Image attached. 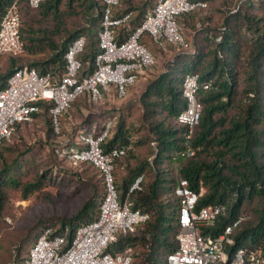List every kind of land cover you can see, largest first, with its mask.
Returning a JSON list of instances; mask_svg holds the SVG:
<instances>
[{"label": "trees", "instance_id": "obj_1", "mask_svg": "<svg viewBox=\"0 0 264 264\" xmlns=\"http://www.w3.org/2000/svg\"><path fill=\"white\" fill-rule=\"evenodd\" d=\"M14 1L0 0V22ZM156 1L120 0L114 11L115 15L130 13V17L124 25L115 29L117 42L124 41L140 25L145 13ZM201 1L207 4L212 0ZM263 2L264 0H245L238 5L237 12L231 13L228 10L219 13L224 15L219 25H211L212 15L208 8L197 9L178 17L177 20H182L192 15H201L210 25L196 33L194 53L184 54L169 65L147 85L141 95V120L147 130L146 135L131 141V135L120 120L100 144L105 153L113 148L133 146L135 151L128 150L114 162V185L120 201L127 200L132 209L141 210L149 216L134 233L119 235L106 252L114 254L125 246H130L134 264L137 258L136 246H147L146 252L142 254L143 262L165 264L166 256L172 252L176 243L179 200L174 195V188L178 179L182 178L192 190L198 192L203 189L197 208L216 204L225 208L224 214L213 226L202 228L203 236H216L235 218L247 215L248 219L233 234L234 247L250 240L248 244L251 249L260 248L264 253ZM17 5L22 18V8L28 6L25 0H18ZM101 8L100 0L43 1L36 8L37 14L40 19L52 21L53 27L39 29L32 25L22 26L21 23L27 53L19 57L4 56V63H0V87L4 86L5 79L15 69L24 66L34 68L39 74L60 76L65 66L63 55L71 41L80 35L86 38L83 52L78 55L82 65L81 75L91 74L97 52L96 34L100 27ZM71 17L84 18L83 25L72 21L73 27L68 28L67 20ZM243 29L251 34L249 39H243ZM210 33L211 37L208 36ZM217 36H220V41L215 43L214 38ZM201 40L207 44L201 46L197 42ZM140 42L150 49L145 37ZM185 74H197L201 84L211 83V88L201 91L199 95L201 114L190 139V146L195 154L188 158L180 155L186 148L187 127L176 121L179 112L185 108L181 96V82ZM39 108L34 119L42 117L53 135L48 105L39 104ZM5 143L6 141L0 148ZM55 147L56 144L52 151ZM145 149L149 150L150 156L127 168L124 177L118 179V162H132ZM151 156L153 160L149 162ZM0 161L1 216L5 200L2 189H17L19 197L26 200L41 189L42 179L20 181L19 174L28 163L19 154L10 163L2 160L0 155ZM77 165L91 167L100 179V187L92 192L90 199L72 217L49 221L48 224L41 221L32 232L49 227L53 235L64 236L68 245L78 227L96 219L105 192L102 174L89 163ZM138 175L143 176L141 190L128 193L129 185ZM252 201L256 202V224H253V217L243 211L245 204ZM31 233L28 232L27 236ZM27 236L22 238V243L28 241Z\"/></svg>", "mask_w": 264, "mask_h": 264}, {"label": "built area", "instance_id": "obj_2", "mask_svg": "<svg viewBox=\"0 0 264 264\" xmlns=\"http://www.w3.org/2000/svg\"><path fill=\"white\" fill-rule=\"evenodd\" d=\"M15 0L0 22V57L16 56L23 49L20 38V12ZM30 9H36L45 0H25ZM102 4L100 27L96 34L97 52L91 74L81 75L82 65L78 55L83 52L86 38L80 35L71 41L63 55V73L54 77L50 73L39 74L34 68L15 69L0 87V145L10 139L15 127L29 123L39 111V104L48 105L52 130L61 137V118L78 99L85 98L99 103L107 95L124 99L127 92L154 66L155 57L151 50L140 42L147 36L153 46L163 49L170 45L175 51L193 54V47L181 32L178 17L197 9H206L201 0H157L149 9L140 25L122 42H117L115 29L124 25L130 13L116 16L114 11L120 0H100ZM200 30V25H197ZM211 37V33L208 35ZM220 36L214 38L219 42ZM211 88V83H200L197 74H185L181 82V96L185 108L176 121L187 127L185 150L180 155L191 157L195 150L190 146L193 129L198 124L201 91ZM112 93V94H111ZM112 122H107L98 132L77 131L71 135L72 142L62 140L56 144L54 154L72 164L89 163L99 170L104 182V195L99 204L98 215L90 223L82 225L67 245L62 235H53L49 227L38 232L30 247L24 264H132L133 251L125 246L117 253L106 252L119 235L135 232L149 216L130 203L120 201L114 185L113 171L116 159L123 157L132 146L113 148L103 152L101 142L110 135ZM74 140L76 141L74 143ZM143 176H136L129 185L128 193L141 190ZM203 194L189 187L185 179L179 178L174 195L179 200L177 215L178 232L175 248L166 256L165 264H264V253L260 248L251 249L249 244L236 247L233 234L248 219L238 216L222 228L216 236H203L202 228L211 227L224 214L222 205L197 208Z\"/></svg>", "mask_w": 264, "mask_h": 264}, {"label": "rangeland", "instance_id": "obj_3", "mask_svg": "<svg viewBox=\"0 0 264 264\" xmlns=\"http://www.w3.org/2000/svg\"><path fill=\"white\" fill-rule=\"evenodd\" d=\"M244 1H209L207 8L212 15L211 25L221 23V17L224 15L219 13L228 10L231 13L237 12L239 10L238 5H241ZM72 21H76L78 25H83L84 18H68V28L73 27ZM207 21L201 15H192L178 20L182 34L193 49L197 40L196 33L210 25ZM21 23L22 26L32 25L34 28L39 29L53 27L52 21L40 19L36 9H30L29 7L22 8ZM198 24L200 30L197 29ZM242 33L243 39L251 37V34H248L244 29ZM22 35L20 28L23 51L12 57L23 56L27 53L25 50L27 42L22 39ZM145 40L155 57V66L128 90L124 99H116L114 96L107 95L102 102L91 103L83 97V99L75 101L61 118L60 138H57L54 134L52 135L42 117H36L31 122L22 124L18 129H15L10 139L0 148V155L6 163H10L18 154L27 161V167L19 174L21 182L32 181L37 178L42 179L41 189L26 200L19 197L17 189L11 187L2 189L5 200L2 203L3 209L0 216V264H24V259L36 235L41 230L32 232L38 227L39 222L45 221L48 224L49 221H60L61 218L72 217L90 199L92 192L100 187V179L91 167L88 165L77 167V164L74 165L68 160L55 156L52 151L55 144L58 145L61 140L64 143L72 142L71 135H74L77 131L83 132L86 129L90 132H98L109 121L113 123L114 128L121 120L124 129L126 128L131 135V141H136L146 135L147 130L141 120L143 111L141 95L150 82L155 80L169 65L174 64L184 54L175 51L170 45L163 46V49L153 46L147 36H145ZM197 42L201 46L206 43L204 40ZM4 56L10 55L1 56V64L4 63ZM131 151H135L134 148ZM148 151V149H145L142 155L139 153V158L132 162H118L116 169L118 179L124 177L127 168H131L143 159H147V156H150ZM152 160L153 157H149V162ZM255 204V201L246 203L243 209L244 212L253 217V224L258 221L257 214L254 211ZM28 232H32L30 236H27ZM25 235L29 237L28 241L22 243V238ZM249 242L250 240L245 244ZM146 248L147 246L144 248L140 245L136 246L137 258H135L134 264H145L142 254L146 252Z\"/></svg>", "mask_w": 264, "mask_h": 264}]
</instances>
